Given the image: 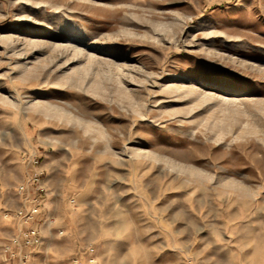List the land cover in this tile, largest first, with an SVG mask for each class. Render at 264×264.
<instances>
[{
    "label": "rangeland",
    "instance_id": "rangeland-1",
    "mask_svg": "<svg viewBox=\"0 0 264 264\" xmlns=\"http://www.w3.org/2000/svg\"><path fill=\"white\" fill-rule=\"evenodd\" d=\"M77 257L264 264V0H0V264Z\"/></svg>",
    "mask_w": 264,
    "mask_h": 264
},
{
    "label": "built area",
    "instance_id": "built-area-1",
    "mask_svg": "<svg viewBox=\"0 0 264 264\" xmlns=\"http://www.w3.org/2000/svg\"><path fill=\"white\" fill-rule=\"evenodd\" d=\"M29 163L33 165L32 170V180L30 182H23L19 185V189L24 193L29 185L38 186L41 184V178L44 174V169L37 166L41 163V158L39 155L34 154L29 158ZM43 188H39L42 190ZM27 202L29 205H25L23 208L18 210L17 217H19L20 223L23 224L20 229V233L13 239L14 245L18 248L17 255H20L21 260L28 258L29 252L24 251L23 248L37 246L41 242V232L36 224H33L35 214L40 211V201L37 197H28L26 196ZM32 220V223H30ZM27 223V224H26ZM7 252L10 251V248L6 249ZM88 255V261L91 263H97L96 250L94 246H88L86 250ZM15 255L14 252H10V256ZM80 264L82 263L79 258L75 259Z\"/></svg>",
    "mask_w": 264,
    "mask_h": 264
},
{
    "label": "crops",
    "instance_id": "crops-1",
    "mask_svg": "<svg viewBox=\"0 0 264 264\" xmlns=\"http://www.w3.org/2000/svg\"><path fill=\"white\" fill-rule=\"evenodd\" d=\"M43 169H45V167ZM40 187L43 189L39 190ZM26 191H27L28 197H37L40 201V211L35 214L34 221H33V224H36V221L44 218L46 211H47V207H49V205L53 203V200H51V196L49 192L50 186L48 184V180L45 179L38 186L29 185ZM25 205H28L27 199H26ZM23 249L25 251L27 248L25 247Z\"/></svg>",
    "mask_w": 264,
    "mask_h": 264
}]
</instances>
